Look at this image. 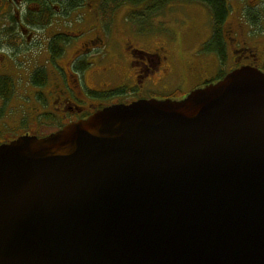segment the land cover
I'll use <instances>...</instances> for the list:
<instances>
[{"label": "water", "instance_id": "95a60500", "mask_svg": "<svg viewBox=\"0 0 264 264\" xmlns=\"http://www.w3.org/2000/svg\"><path fill=\"white\" fill-rule=\"evenodd\" d=\"M0 264H264V71L2 145Z\"/></svg>", "mask_w": 264, "mask_h": 264}, {"label": "flooded vegetation", "instance_id": "af4514ba", "mask_svg": "<svg viewBox=\"0 0 264 264\" xmlns=\"http://www.w3.org/2000/svg\"><path fill=\"white\" fill-rule=\"evenodd\" d=\"M85 1L0 0V147L24 136L47 137L111 105L158 99L155 94L144 96L146 90L169 89L172 75L184 85L165 91L167 95L160 99L180 100L229 73V57L222 64L216 52L205 49L207 42L201 52L215 54L219 62L215 56L189 55L183 68V60L177 59L168 45L139 47V40L148 44L156 37L172 39L165 28L142 32L130 21V13L124 29L128 34L120 39L114 33L118 32L114 14L101 13L100 1L93 19H85L84 13L78 19L74 11L83 9ZM138 34L144 35L143 39ZM111 38L125 52L122 58L116 56L113 66L107 64V54L101 53ZM231 40L226 25L227 51ZM233 53L238 55L232 70L259 67L256 48H236ZM193 84L191 90L184 91L183 86Z\"/></svg>", "mask_w": 264, "mask_h": 264}, {"label": "rangeland", "instance_id": "374dc122", "mask_svg": "<svg viewBox=\"0 0 264 264\" xmlns=\"http://www.w3.org/2000/svg\"><path fill=\"white\" fill-rule=\"evenodd\" d=\"M99 1L101 3L103 2L104 4V2L106 3L111 0H87L85 1L86 3L83 4V6H85L83 9H80L81 7L75 9L74 13L76 17L78 16L77 18L79 19V15L84 13L85 19H93L94 17H92V15L93 13L97 12L96 8ZM228 2L230 5V14L226 25L230 31V38L232 40L228 42L229 58L228 64L226 66L227 71H232L233 59L238 55L233 53V50L242 47H254L258 50V65L259 68L264 71V32L261 31V29L256 30L255 27H250V24L243 18V12L245 8L249 5H256L260 3V0H228ZM132 9L133 8L130 5H125L108 11V13H112L115 16L116 22L114 30L118 29V32L114 31V33H116V35H120V39L126 38L128 34L126 31H124V29L128 28L129 23L126 24V18ZM84 24L87 25L89 23L86 22ZM153 24L157 25L158 28H165V33L169 32V37L173 42L168 41V38L159 40L156 39L158 38L156 37L151 39L148 44L139 40L136 43L139 47H146L145 49H150L151 47H154L160 43L166 46L168 45L177 59L183 60L180 65L182 68L184 67L183 64L185 63V57L188 59L189 55H206L209 56L208 58H213L214 56L217 58L215 54L201 52L204 44L210 40L212 33V16L209 8L203 3L185 1L174 2L168 5L158 16H156ZM86 25L82 27H85ZM138 37L143 39L144 35L140 36L138 34ZM144 39H148V37H145ZM101 53L103 56H106L107 54V64H110V66L116 64V56H119L120 58L125 56L124 50H122L118 43L114 42L112 38L106 48L102 49ZM212 61L214 62V60ZM168 81L170 82V84H168L169 89L163 90L162 88H151L148 89V91L146 90V94H144V96L150 97L151 94L152 96L155 94L158 96V99H160L161 96L167 95V92L165 91L175 90L178 87L184 85L176 75H172ZM194 85L195 84L187 86V88L186 86H183L185 89L184 91L188 92L193 88Z\"/></svg>", "mask_w": 264, "mask_h": 264}, {"label": "trees", "instance_id": "16d2710c", "mask_svg": "<svg viewBox=\"0 0 264 264\" xmlns=\"http://www.w3.org/2000/svg\"><path fill=\"white\" fill-rule=\"evenodd\" d=\"M177 1L200 2L209 8L212 16V35L205 44V49L216 52L221 63L225 64L228 57L225 41L226 23L230 14L228 0H111L104 2V4L103 2L101 3L100 12L110 17L113 14L108 13V11L130 5L133 9L130 12L131 16L129 19L133 23L138 24L139 30L149 32L150 29L154 28L157 31L163 28L156 27L153 24L154 19L168 5ZM76 7H78L77 4ZM243 18L250 24V27H255L256 30L261 29L264 32V0H260V3L256 5L246 7L243 12ZM222 77L223 75L220 78Z\"/></svg>", "mask_w": 264, "mask_h": 264}]
</instances>
